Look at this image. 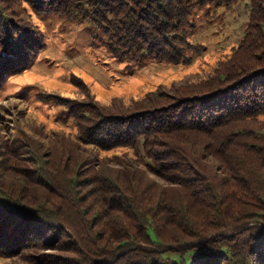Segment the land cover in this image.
<instances>
[{"label":"trees","instance_id":"16d2710c","mask_svg":"<svg viewBox=\"0 0 264 264\" xmlns=\"http://www.w3.org/2000/svg\"><path fill=\"white\" fill-rule=\"evenodd\" d=\"M19 1L0 0V61L33 46L28 63L33 66L48 42L35 38L29 26L11 27L12 6ZM236 1L26 3L89 24L96 35L102 32L97 36L113 57L140 67L148 60L191 62L189 52H197L187 41L193 15ZM244 1L249 19L242 39L203 82L181 83L172 94L149 91L127 109L114 103L92 110L77 103L72 110L68 100L59 99V119L74 123L76 136L66 142L56 137L49 144L52 180L42 171L46 164L37 163L43 167L39 173L37 166L24 170L18 183H10L24 199L0 184L3 252L56 241L60 247L48 249L72 253L71 264H264V0ZM33 93L36 107H55L44 101L54 96L51 92L33 88ZM118 148L127 150L99 156ZM130 150L137 159L133 164L145 170L125 162ZM92 165V174L79 180ZM39 185L47 190L35 197ZM34 227H46L44 236L38 238Z\"/></svg>","mask_w":264,"mask_h":264},{"label":"rangeland","instance_id":"374dc122","mask_svg":"<svg viewBox=\"0 0 264 264\" xmlns=\"http://www.w3.org/2000/svg\"><path fill=\"white\" fill-rule=\"evenodd\" d=\"M12 7V28L29 26L35 38L43 37L44 44L45 39L48 42L46 50L34 58L33 66H28L31 53L34 52L30 49L33 46L22 49L9 59L3 57L4 61H0V184L13 195L20 193H14L15 190L10 189L9 185L11 182L18 183L20 176L26 173L24 170L31 171L37 166L39 173V169L43 168L40 164L44 163L46 166L42 171L49 172L48 176L52 180L51 174L55 171H50V159H46V155L50 154L49 144L59 137H65L62 139L66 142L68 138L76 136V125L68 119H59V99L68 100L72 110L77 109V103L92 110L98 106L108 108L114 103L127 109L149 91L159 89L164 94H172L173 88L181 83L190 87L197 85L203 82L199 80L214 76L218 71V62L228 58L237 48L249 19L248 6L244 0L228 7L197 11L193 15L194 22L187 29V41L197 49V52H189L191 62L175 65L148 60L136 67L132 60L122 62L113 57L107 48L108 44L98 37L102 36V32L98 31L97 36L96 29L85 22L63 18L54 12L33 10L35 8L27 4L26 0L13 3ZM126 69H133L134 73L128 74ZM10 71L12 74L9 75ZM33 88L40 92H51L54 96H45L44 101L55 103V107L43 104L36 107ZM96 123L94 120L91 124L96 126ZM85 147L92 149L91 146ZM125 150L100 151L99 156H113ZM124 157L125 162L134 169L145 170L139 162H134L137 167L133 164L137 159L131 150ZM8 159H12L13 165H7ZM61 159L62 165L67 163L66 156ZM108 166L117 168L113 164ZM9 167H15V173L6 172ZM93 167L89 166L86 170L82 168L83 171L80 168L83 175L79 180L91 175ZM42 182L52 185L48 178H42ZM46 190L39 185L33 195L36 197ZM20 197L24 199V194H20ZM35 214H38L37 211L30 218L34 222L38 221ZM30 219L26 222H30ZM34 229L38 238L44 236L46 227ZM7 244L12 245L10 240ZM59 245L60 242L57 244L56 241L46 242L43 246L36 245L16 254H7L3 252L6 248L0 247V264H71L74 259L72 253L48 249Z\"/></svg>","mask_w":264,"mask_h":264}]
</instances>
